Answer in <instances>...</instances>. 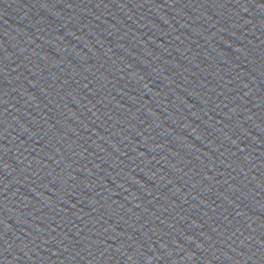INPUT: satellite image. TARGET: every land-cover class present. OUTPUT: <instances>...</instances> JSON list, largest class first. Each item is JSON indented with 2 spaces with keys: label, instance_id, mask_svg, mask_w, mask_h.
Returning <instances> with one entry per match:
<instances>
[{
  "label": "water",
  "instance_id": "water-1",
  "mask_svg": "<svg viewBox=\"0 0 264 264\" xmlns=\"http://www.w3.org/2000/svg\"><path fill=\"white\" fill-rule=\"evenodd\" d=\"M0 65L43 264H264V0H0Z\"/></svg>",
  "mask_w": 264,
  "mask_h": 264
}]
</instances>
